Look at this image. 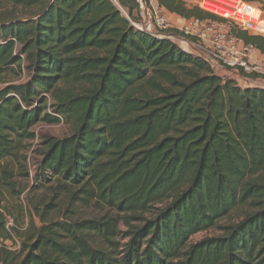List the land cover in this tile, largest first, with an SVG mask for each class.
I'll list each match as a JSON object with an SVG mask.
<instances>
[{
    "label": "trees",
    "instance_id": "obj_1",
    "mask_svg": "<svg viewBox=\"0 0 264 264\" xmlns=\"http://www.w3.org/2000/svg\"><path fill=\"white\" fill-rule=\"evenodd\" d=\"M117 1L133 17L135 0ZM157 5L182 19L212 16L184 0ZM5 7L0 240L15 239L12 231L21 243L0 248V264H264L261 85L241 87L137 31L107 0H0ZM232 33L264 55L263 37ZM23 73L25 81L6 79ZM61 121L66 137L33 131ZM36 140L34 183H54V193L30 206L20 229L8 202L30 177L26 153ZM59 193L68 208L99 214L59 216ZM237 209L242 219L221 235L190 243Z\"/></svg>",
    "mask_w": 264,
    "mask_h": 264
},
{
    "label": "built area",
    "instance_id": "obj_2",
    "mask_svg": "<svg viewBox=\"0 0 264 264\" xmlns=\"http://www.w3.org/2000/svg\"><path fill=\"white\" fill-rule=\"evenodd\" d=\"M107 1L114 5L137 31L156 39L170 40L186 53L191 54L198 50L197 57L205 61L214 73L217 74L219 70H234L238 75H245L248 85L259 84L264 88V61L251 62V56L257 50L252 45L244 44L232 33L233 30L245 31L264 38V13L257 7L243 0H223L221 13L210 14L216 19L215 23H204L197 19L171 20L155 0H135L136 9L131 18L117 0ZM199 1V6L203 9L204 0ZM210 2L220 5L214 1ZM172 29L177 30L179 35L171 34ZM253 75L257 78H247ZM0 248L16 250V240H0Z\"/></svg>",
    "mask_w": 264,
    "mask_h": 264
},
{
    "label": "rangeland",
    "instance_id": "obj_3",
    "mask_svg": "<svg viewBox=\"0 0 264 264\" xmlns=\"http://www.w3.org/2000/svg\"><path fill=\"white\" fill-rule=\"evenodd\" d=\"M184 1L187 2L189 5L198 6L200 9H202L199 6V2H200L199 0H184ZM215 1H217L220 5L217 6L216 4L213 3L214 5H216V9L213 10L212 12L220 14L221 11L223 10L222 5H224V1L223 0H215ZM243 1L253 5L254 7H257L258 9H260L264 13V0H243ZM3 9L9 10L8 7L7 8L6 7L0 8V14L1 15L3 13L2 11H4ZM202 10L209 13V14L214 15L213 13L207 11L208 9L207 10L202 9ZM14 11H15V13H14L15 16H20L22 13V11L19 9H15ZM8 17H10L9 14L3 16L1 19H6ZM214 21H216V19L213 16H209L203 22L204 23H212ZM172 30H174V29H172ZM177 46L179 47V45H177ZM182 48H184L185 50L187 49L185 47H182ZM188 50H190V49H188ZM6 79L9 82L13 81L14 83L22 82V81L26 80V73H23L21 78H19V79H18V77H16V75H14V79H12V77H8ZM33 131L36 133L38 138H40L42 136H50V137L60 139V138L68 136L71 133V128L69 127L68 124L61 121V122H59L57 124H53V125L39 124L33 128ZM37 143H38L37 140L32 142L30 149L26 153L27 168H28V172H29L30 177L28 179H26L25 181H22V183H21V186H23L24 190L21 192L19 197L8 202V209L10 211H15L14 215H15V218L17 219L16 225L20 229L24 228L30 219L29 218L30 206L35 205L39 201L42 202L43 204L49 202V200L52 197V194L54 193V188H53L54 183H49V184H46L44 186H39V185L34 183V180H33L34 179V170H35V164L38 161V157H37V154H35L34 152H31V151L35 149V146L37 145ZM21 195H23L22 198H21ZM58 196L59 197H58L57 203L59 205L58 206L59 211H61L59 213V216L66 214V211H70V210L74 211V215H76V217H89L91 215L99 214L100 210L93 207L92 205H78V206H75L73 208L72 207L68 208L67 201H66L64 194L59 193ZM242 211H244V210L237 209V210L233 211L228 217H226L225 219H222L220 222H218V224L215 227H213L207 231L198 233V234L194 235L193 237H191L190 243L197 242V241H199L205 237H213V236L221 235L223 227L230 225L232 223H237L238 221H240L242 219V217H243ZM36 224H37V220H36ZM12 227H14V221L12 219H9L6 228L8 229V231H10V228H12ZM10 233L15 238L16 249H18L21 241L18 240L19 237H17L12 231H10Z\"/></svg>",
    "mask_w": 264,
    "mask_h": 264
},
{
    "label": "crops",
    "instance_id": "obj_4",
    "mask_svg": "<svg viewBox=\"0 0 264 264\" xmlns=\"http://www.w3.org/2000/svg\"><path fill=\"white\" fill-rule=\"evenodd\" d=\"M157 2V0H155ZM210 1H214L217 2L215 0H204V4H203V9H208L207 11H212L216 9V5H214L213 3H211ZM218 6V5H217ZM171 20L175 19H179V17L175 16V15H171L169 13H167ZM191 54L198 56L199 55V51H194ZM264 61V55L261 54L259 51H256L252 56H251V62H262ZM217 75L222 76V77H227L230 79H234L239 86L241 87H247L248 84L246 83V78L239 76L236 71L234 70H219V72H217Z\"/></svg>",
    "mask_w": 264,
    "mask_h": 264
},
{
    "label": "bare ground",
    "instance_id": "obj_5",
    "mask_svg": "<svg viewBox=\"0 0 264 264\" xmlns=\"http://www.w3.org/2000/svg\"><path fill=\"white\" fill-rule=\"evenodd\" d=\"M218 3V2H217ZM213 11V10H212ZM212 11H209V12H211V13H214V12H212Z\"/></svg>",
    "mask_w": 264,
    "mask_h": 264
}]
</instances>
